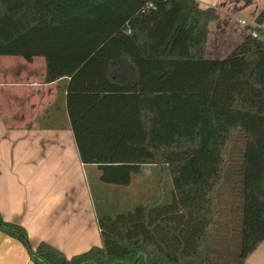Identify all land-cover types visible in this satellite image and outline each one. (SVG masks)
Returning <instances> with one entry per match:
<instances>
[{"label": "trees", "instance_id": "16d2710c", "mask_svg": "<svg viewBox=\"0 0 264 264\" xmlns=\"http://www.w3.org/2000/svg\"><path fill=\"white\" fill-rule=\"evenodd\" d=\"M214 7L195 0H0V56L45 59L67 77L79 159L98 180L128 186L166 165L169 202L98 215L101 246L67 257L46 242L33 264H244L264 240V41L251 35L207 55Z\"/></svg>", "mask_w": 264, "mask_h": 264}, {"label": "crops", "instance_id": "0c3cea01", "mask_svg": "<svg viewBox=\"0 0 264 264\" xmlns=\"http://www.w3.org/2000/svg\"><path fill=\"white\" fill-rule=\"evenodd\" d=\"M195 1L216 8L207 45L213 35L215 51L225 55L264 9V0ZM44 77L43 57L0 56V214L24 227L31 250L43 241L70 257L101 246L96 204L85 198L87 175L98 178V171L79 159L66 110L68 78L47 83ZM0 264L33 262L0 231ZM244 264H264V240Z\"/></svg>", "mask_w": 264, "mask_h": 264}, {"label": "rangeland", "instance_id": "374dc122", "mask_svg": "<svg viewBox=\"0 0 264 264\" xmlns=\"http://www.w3.org/2000/svg\"><path fill=\"white\" fill-rule=\"evenodd\" d=\"M261 39L264 41V35ZM214 45L212 35L206 48L207 55L225 56V53H217ZM88 184L90 191L86 190L85 198L96 204L98 215L105 213L114 216L132 210L137 204L155 201L164 204L171 199L172 183L166 165H144L128 186L104 184L95 177L94 172L87 175V186Z\"/></svg>", "mask_w": 264, "mask_h": 264}, {"label": "built area", "instance_id": "2783aa9c", "mask_svg": "<svg viewBox=\"0 0 264 264\" xmlns=\"http://www.w3.org/2000/svg\"><path fill=\"white\" fill-rule=\"evenodd\" d=\"M260 28V27H259ZM251 35L253 36V37H258L259 35H264V29H261L260 28V34L258 33V31H256V30H252L251 31Z\"/></svg>", "mask_w": 264, "mask_h": 264}]
</instances>
